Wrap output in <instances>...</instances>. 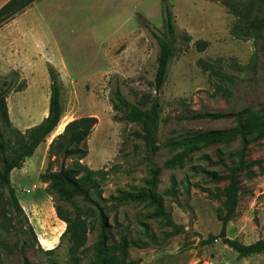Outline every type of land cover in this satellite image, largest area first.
<instances>
[{
    "label": "rangeland",
    "instance_id": "obj_1",
    "mask_svg": "<svg viewBox=\"0 0 264 264\" xmlns=\"http://www.w3.org/2000/svg\"><path fill=\"white\" fill-rule=\"evenodd\" d=\"M70 7L54 17L55 50L63 68L65 114L57 132L68 121L94 116L98 124L88 140L89 155L83 161L94 170L105 169L101 182L104 199L122 191H145L159 170L156 193L164 197V207L180 231L165 218L151 215L155 207L148 202H129L113 209L112 203L100 202L114 227L129 240V260L136 264H264V253L239 258L238 253L217 240L205 244L210 235H219L222 223L218 212L225 214L224 197L217 198L227 186L216 182L213 174L227 175L238 163L242 141L202 146L171 168L165 164L181 150L164 145L170 140L223 130L236 126L232 118L212 120L191 117L205 113L232 114L250 108L255 116L264 110V41H242L231 36L235 17L217 2L209 0H69ZM174 14L180 35L176 56L172 59L168 80L162 90V113L157 154H150L137 136L138 124L127 121L124 112L113 106L120 89L131 102L144 95H155L153 83L159 45L151 30L164 31V8ZM144 17V18H139ZM145 19V20H144ZM191 36L188 42L184 34ZM198 40L209 42L205 52L195 46ZM257 53V72L232 67L249 64ZM222 58V62L213 63ZM32 72L17 70L16 86L25 88L7 98L13 125L25 131L37 125L49 112L51 82L47 64H29ZM204 67L220 73L211 75ZM12 72L5 74L9 77ZM60 72V71H59ZM3 79H0V86ZM41 122V121H40ZM25 124V125H24ZM39 124V123H38ZM49 139L28 159L22 169L12 173V182L25 213L34 227L37 240L26 229L23 217L9 209L0 210V264H22L28 259L35 264H71L67 243L52 254L45 251L59 245L66 224L59 220L55 204L81 214L91 226L87 247L97 241L99 218L91 214L81 199L76 205L61 202L46 192L40 180L48 166ZM247 161L256 173L240 176L241 192L234 217L228 223L227 237L250 245L264 240V138L249 137ZM72 161H67L71 166ZM61 162L55 165L59 170ZM175 186L173 187V183ZM77 209H76V208ZM89 211V212H88ZM89 253L80 264H96Z\"/></svg>",
    "mask_w": 264,
    "mask_h": 264
},
{
    "label": "trees",
    "instance_id": "obj_2",
    "mask_svg": "<svg viewBox=\"0 0 264 264\" xmlns=\"http://www.w3.org/2000/svg\"><path fill=\"white\" fill-rule=\"evenodd\" d=\"M36 1L38 0H10L0 9V27L25 12ZM209 1L221 4L229 14L235 17V22L230 30L233 38L242 41H264V0ZM144 26L151 30L159 45L153 83L156 94L144 95L134 103L127 99L120 89H117L113 106L116 110L124 112L127 121L141 127V132L137 133V136L145 143L147 151L155 155L161 148L158 141L162 113L161 93L168 80L171 61L176 56V46L180 40V35L174 14L168 5L164 8L163 32L151 28L148 22H144ZM184 38L188 42L192 39L187 33L184 34ZM195 46L199 52H205L210 44L207 41L198 40ZM222 60V58H218L212 62L220 63ZM258 61V54L255 53L250 58L248 65L241 66L233 61L231 66L240 69H251L253 73H256ZM209 68L204 67V70L210 72L213 76L220 75L218 71ZM48 73L51 82L48 116L39 124L25 131H21L13 125L7 103L9 95L12 92H22L25 85L16 86L17 79H19V74L16 71L12 72L7 78H0L3 79L0 86V210L5 215V219L8 216L7 211L11 208L19 218L23 217V221L19 220V222L25 223L26 229L30 230L36 240L37 235L34 227L31 225L18 199L16 188L12 182V173L16 169H22L27 160L35 155L37 149L58 129L65 114L64 85L61 74L52 64H48ZM195 118H209L212 120L232 118L237 121V124L228 129L208 131L166 142L164 145L166 148L173 151L181 150V152L168 161L165 167L171 168L182 162L202 146L233 143L241 140V149L236 154L238 163L229 170L227 175L213 174L212 176L216 182L226 181L228 183L223 192L217 197L219 199L225 198L223 203L225 214L218 212V219L222 223L221 232L219 235H210L205 244H211L220 239L224 244L235 250L241 259L253 254L264 253L263 239L247 245L228 238L226 234L228 223L234 217L239 204L240 176L246 174L253 177L256 174L252 168L254 164H257L247 161L249 137L256 135L258 139L264 138V110L259 116L253 115L251 109L247 108L232 114L205 113L191 117V119ZM97 124L98 118L94 116L76 118L67 123L63 132L50 143L48 166L46 171L40 175L41 182L47 185L46 192L49 195L56 196L61 202L70 203L71 205H76V201L81 199L89 205L88 210L91 214L98 215L97 241L93 247H87L91 232L88 220L80 213L74 216L70 209L55 204L56 216L66 224V228L60 237L59 245L45 252L52 254L60 246L67 243V253L71 264H80L91 252L98 260L96 264H136L134 261L129 260L128 250L130 245L128 237L119 233V239L116 241L113 234L114 227L109 223L108 213L100 202H111L115 210L129 202H148L155 207L152 217L165 218L167 223L175 228V232H179L180 229L167 215L164 207V197L155 191L159 170L152 171L153 177L149 183V189L138 192L119 190L116 196L112 195L108 199L103 198L100 189L101 182L107 177L108 171L105 169L94 170L83 162L89 155L88 140ZM69 160L72 161L71 166H67ZM58 162H61V166L59 170H55V165ZM174 186L175 182L173 183ZM22 264L35 263L26 258Z\"/></svg>",
    "mask_w": 264,
    "mask_h": 264
},
{
    "label": "crops",
    "instance_id": "obj_3",
    "mask_svg": "<svg viewBox=\"0 0 264 264\" xmlns=\"http://www.w3.org/2000/svg\"><path fill=\"white\" fill-rule=\"evenodd\" d=\"M9 1L0 0V9ZM70 5L69 0H38L25 12L0 27V78L10 71L18 72L17 70L30 74L32 70L29 64L48 65L58 61L65 65L59 57L60 53L55 50L56 35L52 24L55 22L54 17L66 12ZM59 71L60 74L63 71L61 66ZM62 132L63 130L54 131L48 137V144Z\"/></svg>",
    "mask_w": 264,
    "mask_h": 264
}]
</instances>
